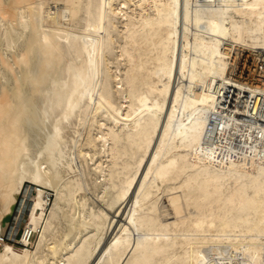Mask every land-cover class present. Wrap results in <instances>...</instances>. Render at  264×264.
<instances>
[{
    "label": "bare ground",
    "instance_id": "bare-ground-1",
    "mask_svg": "<svg viewBox=\"0 0 264 264\" xmlns=\"http://www.w3.org/2000/svg\"><path fill=\"white\" fill-rule=\"evenodd\" d=\"M24 184L0 264H264V0H0L2 233Z\"/></svg>",
    "mask_w": 264,
    "mask_h": 264
},
{
    "label": "rangeland",
    "instance_id": "rangeland-1",
    "mask_svg": "<svg viewBox=\"0 0 264 264\" xmlns=\"http://www.w3.org/2000/svg\"><path fill=\"white\" fill-rule=\"evenodd\" d=\"M31 192H32L31 187L27 184H24V186L22 187V191L20 193V196H19L20 199L18 200V202L15 206V211H14L15 213H16V211H20L19 217L16 220H14V212H13L11 219H10V222H9L8 226L6 227V229H4L3 233H2L1 222H0V237H5L6 239H8L10 237L11 243H13L16 247H21V244H15L14 243V241H15L14 239L21 236L24 232L23 227L26 223L25 222L26 221V212L28 210ZM46 193H47V197L49 199L48 202L51 204V201H53V193L51 191H46ZM24 196H25V198H24ZM93 199L95 200V202L97 204L102 205L99 200H97L94 197H93ZM22 205H24V206H22ZM107 212L109 213V218L114 216L112 211H107ZM118 219L123 220V218H119V217H116L114 219V222H113L111 228L109 229V231L107 232V234L105 236V242H107L108 240H110L113 237V234L110 235V232H111L116 220H118ZM115 232H116V229H115ZM115 232L113 231V233H115ZM36 236H37V234H33L30 237V242L32 243L31 244L32 246L34 245V243L36 241ZM30 250H32V248Z\"/></svg>",
    "mask_w": 264,
    "mask_h": 264
},
{
    "label": "built area",
    "instance_id": "built-area-1",
    "mask_svg": "<svg viewBox=\"0 0 264 264\" xmlns=\"http://www.w3.org/2000/svg\"><path fill=\"white\" fill-rule=\"evenodd\" d=\"M7 240L5 237H0V241H5Z\"/></svg>",
    "mask_w": 264,
    "mask_h": 264
}]
</instances>
